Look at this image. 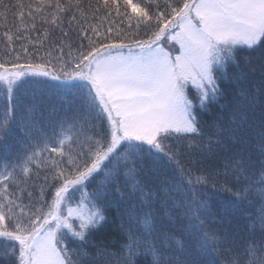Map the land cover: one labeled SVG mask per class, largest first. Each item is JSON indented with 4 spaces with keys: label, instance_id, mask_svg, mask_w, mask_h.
<instances>
[{
    "label": "snow or ice",
    "instance_id": "obj_1",
    "mask_svg": "<svg viewBox=\"0 0 264 264\" xmlns=\"http://www.w3.org/2000/svg\"><path fill=\"white\" fill-rule=\"evenodd\" d=\"M28 8L32 23L21 11L15 33H4L9 45L36 43L29 33L41 13L50 28L40 40L57 28L62 39L54 45L60 56L49 50L38 57L43 63L24 43L23 55L0 62L7 97L0 106V260L264 264V0H96L87 8L81 0H38ZM116 18L127 29L114 28ZM73 30L81 42L64 59ZM229 68L238 71L237 90L220 105L227 111L202 124L189 85L206 109L225 99L220 82ZM33 86L55 89L66 102L38 117L22 99ZM220 177L226 184L218 188ZM209 185L229 193L230 203L214 211ZM113 207L122 229L124 213L128 222L129 241L118 252L90 242Z\"/></svg>",
    "mask_w": 264,
    "mask_h": 264
},
{
    "label": "trees",
    "instance_id": "obj_2",
    "mask_svg": "<svg viewBox=\"0 0 264 264\" xmlns=\"http://www.w3.org/2000/svg\"><path fill=\"white\" fill-rule=\"evenodd\" d=\"M38 0H0V62H6L12 60L13 57L16 56L17 52H21V55H23L22 50L20 48L21 43L28 45V52L30 54H34V63H43L40 59H38L39 56H44L47 59V53L49 50H52L53 57H59L60 56V48L54 47V45H59L61 37L60 29L57 28L55 31L49 32V37L47 40H40V37L44 35L45 29L50 28L49 25L43 24L42 17L44 14L41 13L40 17H38L35 20L36 30H33L29 33L31 39L33 41H36L34 44H28L27 41H15L13 44L9 45L6 38L4 37V33L6 31H10L11 33H15L16 27L20 25L21 18L19 13L23 11L24 13V21L28 24H31L32 21L28 17V5L29 4H35ZM85 8L88 7L89 4H91L93 7L96 4V0H81ZM122 2V0H121ZM133 2H136V0H133ZM161 6L163 5V0H160ZM17 4H23V9L16 7ZM121 11H123V8H121ZM71 15V13H69ZM91 15V13H89ZM99 16H103L104 13H98ZM115 17V12H113V17H110L109 20H112ZM50 18V17H49ZM97 21L90 19L89 23H96ZM68 19L67 17L64 18V30L68 31ZM115 27H124L127 29L126 22L121 25L120 19L116 18L115 23L112 25ZM75 27V26H74ZM109 27V23H104V30L106 31ZM91 34V33H89ZM71 37L75 41L73 44L72 49L70 50L66 45L68 44V40L64 39V52L63 57L64 59H67L69 57V54L75 55L76 49L78 48L79 43L81 42L75 30L71 32ZM144 38L143 35L141 37H138V39ZM84 44H87V41H83ZM166 43V42H165ZM41 44L43 45L41 47ZM167 46V43H166ZM242 47V46H238ZM15 49V50H13ZM241 57H244L247 55L246 51H241L239 53ZM27 61L25 59H21L18 63L24 64ZM242 62V61H241ZM2 71V70H0ZM233 71H238L234 68L228 69V76L227 78L220 82V87L222 90L225 91V99L219 100L217 103L209 104L206 109L201 108L199 104V100L197 98L196 92H193L190 90L189 97L193 100L194 106L196 108V112L194 113L197 115V118L201 120L202 124L211 125L215 120L217 116H224L226 113V109H222L220 105H223L225 103V100H231L232 94L237 90L236 86L232 82V73ZM258 79V74L257 77ZM34 79L38 80H48L52 84H60L64 83V81H53L51 77H35ZM244 86H248V83L245 82ZM23 102L26 107H32L36 113V115L39 117L40 113H44L45 115L50 112L54 107L60 108L62 102H66V99L55 89H43L38 87H29L26 91L23 93ZM7 97H6V88L5 85L0 82V106L4 105L6 103ZM104 125H107V118L104 119ZM51 131V128H49V132ZM207 131L204 139H207ZM14 140V137L9 138V143H12ZM199 173H194V175H198ZM44 173H41V181ZM226 184V180L224 177H220L219 179V186H224ZM227 186H231V184H228ZM131 186H129L130 190ZM91 191V188L88 189ZM208 190L210 192H214L215 195L211 199L210 203L213 207L214 211H218L222 206H227L230 201L232 200V197L229 193L219 191L217 189H213L211 185H209ZM38 191V190H37ZM80 193H74V199L73 204H75L76 201L79 200ZM106 216V221L103 222V227H100L98 231L95 232L94 236L91 237L90 242H96L100 244L101 246H106L109 249L113 251H119L120 248L124 245H126L129 241L128 236L125 234V229L128 228V222H127V214H123V229L121 227V215L118 214V211L115 207L111 208L109 211L104 213ZM177 233L179 232V225H176ZM133 235L134 236H140V232H138L133 227ZM0 243H3V238H0ZM9 244V247L11 246L12 242H7ZM76 245L73 243H68V247L72 248ZM89 251H95V249H89ZM147 257L139 256L136 258V264H148ZM223 257H217L218 264L223 261ZM0 264H4L3 260H0Z\"/></svg>",
    "mask_w": 264,
    "mask_h": 264
},
{
    "label": "rangeland",
    "instance_id": "obj_3",
    "mask_svg": "<svg viewBox=\"0 0 264 264\" xmlns=\"http://www.w3.org/2000/svg\"><path fill=\"white\" fill-rule=\"evenodd\" d=\"M174 54H175V53H174ZM190 90H192L193 92H196L195 89H193V88L191 87V85H189V90H188V92H189ZM196 94H197V93H196ZM188 96H189V93H188ZM189 99H190V97H189Z\"/></svg>",
    "mask_w": 264,
    "mask_h": 264
}]
</instances>
